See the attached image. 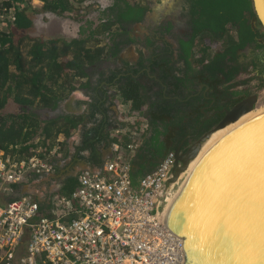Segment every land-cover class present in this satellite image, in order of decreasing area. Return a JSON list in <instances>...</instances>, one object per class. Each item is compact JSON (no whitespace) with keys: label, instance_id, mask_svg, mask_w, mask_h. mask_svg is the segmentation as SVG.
Returning <instances> with one entry per match:
<instances>
[{"label":"flooded vegetation","instance_id":"1","mask_svg":"<svg viewBox=\"0 0 264 264\" xmlns=\"http://www.w3.org/2000/svg\"><path fill=\"white\" fill-rule=\"evenodd\" d=\"M69 1L71 9L67 11L53 10L41 4L31 13V26L26 33L39 42H50L66 48L75 41L90 43L88 46L92 51L101 49L99 57L81 66L83 75L78 84L54 104L53 101L50 103L49 97H45L36 99L33 105L10 102L5 105L8 113H35L41 125L63 117L79 121L75 130L68 134L70 138L65 139L69 143L71 134L76 131L77 143L73 142L71 155L74 158L64 161L69 168L56 172H52V168L43 174L30 175L24 190L37 200L52 202L53 195L58 190L71 187L82 170L92 168V171L97 165L103 166V157L93 158L92 150L88 156L87 151L94 142L90 141L91 137L86 138L89 133L84 129L87 126L97 129L94 134H100V140L104 137L102 131L112 129L118 136L124 137L128 128L126 122L136 123L132 119L135 118L145 121L147 134L151 111L157 106L166 109L177 99L179 103L191 105L193 112L198 108L203 112L202 121L212 124L201 133L197 127L195 132H187L174 139L166 137L175 144L174 153L179 149V154L184 156L188 148L212 130L236 104L244 101V106L248 107L252 103L255 109L258 94L264 90V64L254 60L258 64L255 67L252 48L247 44L237 50L240 56L236 65L249 64V72H241L235 79L245 81H227V75L209 66L214 60L212 55L194 57L189 54L188 44L193 37L191 0ZM85 1L87 4L83 5ZM52 26L55 27L51 29ZM29 33H34V36ZM194 43H198V40ZM218 47L219 42H215L208 48L216 51ZM232 63L228 55L221 66L226 72H231ZM68 71L71 73L73 70ZM132 79L139 84V91L147 96L140 111L130 110L129 104H121V100L114 101L121 86L132 85ZM61 88L59 82L56 89L58 94ZM121 108L127 109V112ZM157 152L151 148L148 156L142 158L139 164L144 168L157 166L162 160Z\"/></svg>","mask_w":264,"mask_h":264},{"label":"trees","instance_id":"2","mask_svg":"<svg viewBox=\"0 0 264 264\" xmlns=\"http://www.w3.org/2000/svg\"><path fill=\"white\" fill-rule=\"evenodd\" d=\"M38 1L53 10L71 9L69 0ZM190 2L193 37L188 44L189 54L194 57L212 55L214 60L209 66L214 67L216 72L227 75V81H235L241 72H249V64L241 67L236 65L240 56L237 50L247 44L252 48L251 56L255 67L258 64L254 60H260L264 64V29L255 15L251 0ZM39 7L32 0H0V152L10 158L15 155L28 158L33 154V148L42 149L46 154H49L53 146L61 149L65 143L59 138L68 136L79 121L63 117L41 125L33 112L8 113L5 110L6 102L33 105L36 99L49 97L50 103L53 101L54 104L78 84L83 75L81 66L93 62L101 52V49L92 51L88 46L90 43L87 45L75 41L66 48L30 37L26 33L31 26L30 16ZM195 40L198 43H194ZM215 42H219L218 49H209ZM228 55L233 61L231 72H226L221 66ZM68 69L73 71L70 73ZM241 81L244 82L245 79ZM59 82L62 88L58 94L56 89ZM131 84L122 85L114 101L121 100V104H129L130 110L140 111L147 96L139 91L140 86L135 80L132 79ZM191 109V105L179 103L175 99L166 109L157 106L151 111L148 133H143L142 141L130 159V177L134 187L139 184L142 176L156 168H144L139 164L142 158L148 156L151 148H155L163 158L175 147L166 137L174 139L187 132H195L197 127L201 133L212 126L211 123L202 121L203 112L198 108L194 112ZM91 130L94 129L88 131ZM13 188L16 190L18 186ZM39 204L41 215L50 216L51 209L48 207V210L40 202Z\"/></svg>","mask_w":264,"mask_h":264},{"label":"built area","instance_id":"3","mask_svg":"<svg viewBox=\"0 0 264 264\" xmlns=\"http://www.w3.org/2000/svg\"><path fill=\"white\" fill-rule=\"evenodd\" d=\"M60 150L46 154L34 148L25 159L0 152V264L183 263L182 240L163 217L180 181V175L169 181L174 151L134 187L130 159L135 147L119 145L99 172L84 169L66 196L57 193L60 205L51 206L50 216L41 215L30 194L11 197L13 187L26 184L30 175L51 171V159Z\"/></svg>","mask_w":264,"mask_h":264},{"label":"water","instance_id":"4","mask_svg":"<svg viewBox=\"0 0 264 264\" xmlns=\"http://www.w3.org/2000/svg\"><path fill=\"white\" fill-rule=\"evenodd\" d=\"M251 1L264 29V0ZM86 4L85 1L83 5ZM29 34L34 36V33ZM252 109V103L248 107L244 106V101L236 104L212 130L188 148L184 156L177 149L169 181L174 182L188 167L214 131L237 121ZM259 117H264V113L216 142L196 163L175 196L166 225L182 240V264H240L237 258L244 259L249 250L257 248L264 230V205L260 202L262 124ZM220 239L232 240V249L217 247ZM258 264H264V257Z\"/></svg>","mask_w":264,"mask_h":264},{"label":"crops","instance_id":"5","mask_svg":"<svg viewBox=\"0 0 264 264\" xmlns=\"http://www.w3.org/2000/svg\"><path fill=\"white\" fill-rule=\"evenodd\" d=\"M37 0H32V2L35 4V2H36ZM38 2V1H37ZM38 4H40V3H38ZM119 100V99H118ZM120 101V100H119ZM121 102V101H120ZM119 103V102H118ZM122 110H124V112H127V109H124V108H121ZM121 118V117H120ZM122 119V118H121ZM128 119V118H127ZM125 121V120H124ZM123 121V122H124ZM131 123L132 122H126V124H128V127H131L130 125H131ZM88 127V126H87ZM87 127H85V129H84V131L85 132H88L89 134H86V138H92V139H90V141L91 142H94L95 144H96V146H94L93 147V144H91V146L89 147L90 149H88V156L90 155V150H92L93 152H94V156H93V158H96V157H99V158H102L103 157V159L104 160H106V159H108V158H110L111 156H112V154H113V151H115L116 149H118L119 148V145H122L121 144V139H120V135L118 136L117 135V133H116V131H114V129H112L111 131H114V134H113V140H112V137L110 136V134L109 135H107L106 133H110V130H108V132H104V131H102V133H101V135L102 136H104L101 140H100V134H94V132L95 131H97V129H95L94 131H92V132H90V131H88V129L89 128H87ZM76 128V127H75ZM75 128H74V130H75ZM79 129V127L77 128V132H78V134H79V131L80 130H78ZM139 130V132H141V129H138ZM73 131V130H72ZM76 131H74L72 134H71V139L69 140V143H68V141L67 140H65L66 138L68 139V138H70L69 136H66V137H60L59 138V140L60 141H63L64 140V145L62 146V148H61V150H60V154L59 155H57V156H55V157H53L52 159H51V163H52V165H53V171L52 172H56L57 170L59 171H65V170H67V168H69V166H66V162H64V161H66V160H70V159H72V158H74V156L73 157H71V155H72V152L74 151V145H73V142L75 141L76 143H77V137H76V134H74ZM106 134V135H105ZM138 134V133H137ZM139 135V134H138ZM137 136V135H136ZM105 138H106V140H105ZM117 138H119L118 140H117ZM98 140V141H97ZM95 141H97V142H99V143H97V142H95ZM74 142V143H75ZM67 145V146H66ZM100 166L101 165H97L92 171L93 172H96V171H98V170H100L101 168H100ZM102 167V166H101ZM90 169H92V168H90ZM51 172V173H52ZM49 175V173H47V176ZM25 185L26 184H24V185H21V186H19L17 189H16V191L13 193V195L14 196H19V195H21V194H24L25 193V190H24V187H25ZM38 185H40V183L38 184ZM75 185H76V182H75V184H74V186L73 185H71V187H67V188H65V189H61V190H58V192L60 193V191H62V190H66L67 192H69L70 191V189H73L72 188V186L73 187H75ZM57 192V193H58ZM40 201V200H39ZM41 203H42V205L45 207V208H50V209H52V202H50L49 203V200L48 201H46V202H44V201H40ZM49 208H48V210H49ZM44 209V208H43ZM51 211V210H50Z\"/></svg>","mask_w":264,"mask_h":264},{"label":"bare ground","instance_id":"6","mask_svg":"<svg viewBox=\"0 0 264 264\" xmlns=\"http://www.w3.org/2000/svg\"><path fill=\"white\" fill-rule=\"evenodd\" d=\"M40 2V1H39ZM264 113V109L262 111H260L257 115H253L254 114V109H252L251 111H248L247 113H245L242 117H240L237 121L229 123L227 126L218 129L216 131H214L209 138H207L201 146V149L198 153V155L193 158L188 167L180 174V180L182 179V175H185L184 179L180 182L178 188L176 190H174V192L172 193V195L170 197H168L167 199V204L165 206V209L163 210V217L166 219L167 217V213L169 211V208L171 206V204L174 201L175 196L177 195L178 191L181 189L187 175L190 173V171L193 169V167L196 165V163L198 161H200V159L202 158V156L216 143L218 142L223 136H225L227 133H229L230 131L234 130L235 128L239 127L240 125H242L243 123H245L246 121L260 115ZM175 234V233H174Z\"/></svg>","mask_w":264,"mask_h":264},{"label":"snow or ice","instance_id":"7","mask_svg":"<svg viewBox=\"0 0 264 264\" xmlns=\"http://www.w3.org/2000/svg\"><path fill=\"white\" fill-rule=\"evenodd\" d=\"M258 119L262 124L260 135V202L264 205V117H259ZM217 247L231 250L233 247V241L230 239H220L217 241ZM261 257H264V230L261 232L257 248L249 250L246 258L237 259L240 260V264H258Z\"/></svg>","mask_w":264,"mask_h":264},{"label":"rangeland","instance_id":"8","mask_svg":"<svg viewBox=\"0 0 264 264\" xmlns=\"http://www.w3.org/2000/svg\"><path fill=\"white\" fill-rule=\"evenodd\" d=\"M37 1L35 2V4L37 6H40L42 2H39V1L37 2ZM38 3H40V4H38ZM258 95H259V100H258V102L255 105V109H254V114L253 115H257L260 111H262L264 109V90L261 91ZM130 118H131V116H130ZM132 119L136 123L131 124L130 125L131 127H128L125 130L126 131L125 132V136L124 137H120V139H121L122 146H125L127 143H131L136 148L138 146V144L140 143V141H142L143 137H142L141 134L139 136L138 135L135 136V135L138 133V131H139L138 129H141L142 131L145 132L146 125H145V121L137 120L135 118H132ZM106 134L107 135L110 134V136L112 137V140H113L114 131H110V133H106ZM118 139L119 138H117V140ZM55 156H57V155H55ZM184 177H185V175H182V179L179 181V184L184 179ZM179 184L174 188V190H176L178 188ZM60 194H61V196H66L67 195V191L66 190H62V191H60ZM59 205H60V196L56 193V194L53 195L52 207L57 210Z\"/></svg>","mask_w":264,"mask_h":264},{"label":"clouds","instance_id":"9","mask_svg":"<svg viewBox=\"0 0 264 264\" xmlns=\"http://www.w3.org/2000/svg\"><path fill=\"white\" fill-rule=\"evenodd\" d=\"M51 148H55V147L53 146V147H51ZM51 148H50V149H51ZM28 180H29V179H28ZM26 194H28V193H26ZM31 196H32V195H31ZM33 197H34V196H33ZM34 198H35V197H34ZM35 199H36V198H35ZM36 200H37V199H36ZM37 201H38V200H37ZM38 202H39V201H38Z\"/></svg>","mask_w":264,"mask_h":264}]
</instances>
